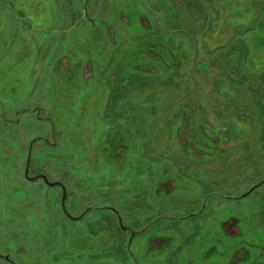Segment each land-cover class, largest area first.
<instances>
[{
  "label": "rangeland",
  "instance_id": "374dc122",
  "mask_svg": "<svg viewBox=\"0 0 264 264\" xmlns=\"http://www.w3.org/2000/svg\"><path fill=\"white\" fill-rule=\"evenodd\" d=\"M204 2L0 0V255L264 264V0Z\"/></svg>",
  "mask_w": 264,
  "mask_h": 264
},
{
  "label": "water",
  "instance_id": "95a60500",
  "mask_svg": "<svg viewBox=\"0 0 264 264\" xmlns=\"http://www.w3.org/2000/svg\"><path fill=\"white\" fill-rule=\"evenodd\" d=\"M84 11H85V15H87V12H86V4L84 5ZM35 140H32L30 142V145H29V150H28V155H27V158H26V163H25V168H24V177L29 180V181H36V180H42L44 182V184H46L48 187H54V186H59L61 187L62 189V196H61V200H60V203H61V208H62V211L64 212V214L70 218L71 220H78L81 218V215L80 216H72L70 215L67 210H66V207H65V200H66V197H67V191H66V187L64 186V184L62 182H57V181H51L47 175L45 174H37V175H29V164H30V159H31V147H32V144L34 143ZM264 183V179H262L260 182L256 183L255 185H253L250 189H248L245 193H243L242 195H240V197H245L247 196L250 192H252L254 189H256L257 187H259L261 184ZM87 211V210H86ZM85 211V212H86ZM118 222H119V225L121 227V229L123 231H126V229L128 231H130V236H129V244L132 240V238L135 236V232L133 230H131L130 228H127L123 225L122 223V219L120 217V215H118Z\"/></svg>",
  "mask_w": 264,
  "mask_h": 264
},
{
  "label": "flooded vegetation",
  "instance_id": "af4514ba",
  "mask_svg": "<svg viewBox=\"0 0 264 264\" xmlns=\"http://www.w3.org/2000/svg\"><path fill=\"white\" fill-rule=\"evenodd\" d=\"M192 2H194V3H196V4H203V3H205L204 2V0H191ZM203 6V5H202ZM84 14H85V11H84ZM85 17L89 20V16H87V15H85ZM184 31V30H183ZM110 32H112V31H109V33ZM148 50H149V48H148ZM147 52V51H146ZM220 123H221V125L222 126H224V125H227L228 123H231V121H226V120H221L220 121ZM233 127V126H232ZM191 146V144H189L188 145V147H190ZM66 201V200H65ZM60 205H61V203H60ZM65 207H66V205H65ZM62 209V208H61ZM67 210V209H66ZM68 212V211H67ZM85 212V211H84ZM64 213V212H63ZM69 213V212H68ZM70 214V213H69ZM85 214V213H84ZM84 214H82L81 215V217L84 215ZM71 215V214H70ZM73 216V215H72ZM119 223V222H118ZM123 223V222H122ZM126 234H128V235H130V231H128L127 229H126V231H124ZM128 244H129V240H128ZM11 257L9 256V255H0V259H3V260H5L8 264H14V262L10 259Z\"/></svg>",
  "mask_w": 264,
  "mask_h": 264
}]
</instances>
